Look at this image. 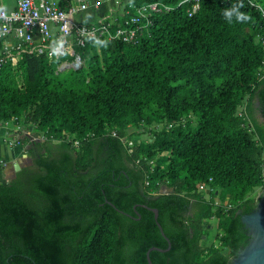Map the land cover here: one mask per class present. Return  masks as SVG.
Masks as SVG:
<instances>
[{"label":"trees","instance_id":"1","mask_svg":"<svg viewBox=\"0 0 264 264\" xmlns=\"http://www.w3.org/2000/svg\"><path fill=\"white\" fill-rule=\"evenodd\" d=\"M132 1L172 9L135 42L90 39L80 68L28 53L1 68L0 121L44 138L28 137L31 163L0 180V264H148L147 250L168 242L152 210L136 219L139 201L159 209L172 245L151 252L154 264H230L249 243L242 216L264 190V122L254 116L257 100L264 117V0H202L192 16L183 0ZM234 5L247 19L225 18ZM161 122L129 145L141 125ZM128 165L146 195L107 188L116 207L95 201L111 173L76 176ZM213 217L221 244L207 246Z\"/></svg>","mask_w":264,"mask_h":264},{"label":"built area","instance_id":"2","mask_svg":"<svg viewBox=\"0 0 264 264\" xmlns=\"http://www.w3.org/2000/svg\"><path fill=\"white\" fill-rule=\"evenodd\" d=\"M201 1L183 0L189 16L198 12ZM91 2L92 0H16L15 6L11 7L0 0V40H3L0 47V70L8 60L20 58L25 53L45 55L51 59L60 58L59 69L80 68L85 63L83 48L90 39L135 42L140 33L152 24L154 16L172 9L160 1L140 5L132 0H105L109 8L103 12L101 1L94 0V10L98 16L79 21L77 16L86 12L91 7ZM11 38L15 42L12 45L5 44ZM259 39L264 45V34ZM13 125L17 131L28 134L31 142L44 138L43 135L35 136L24 125H17L13 120L0 121V128ZM19 140L17 138L15 141ZM75 143L79 144V141L76 140ZM129 145L132 146L133 142L129 141ZM9 166L10 162L0 157V171ZM205 189L206 185L200 186L201 191Z\"/></svg>","mask_w":264,"mask_h":264},{"label":"water","instance_id":"3","mask_svg":"<svg viewBox=\"0 0 264 264\" xmlns=\"http://www.w3.org/2000/svg\"><path fill=\"white\" fill-rule=\"evenodd\" d=\"M21 169V165L19 163L15 164V171H19ZM261 200L259 202L258 207L253 210L251 213L244 214L242 216V221L245 226L249 230L250 241L243 248V250L231 261L230 264H264V190L259 193ZM112 204L111 202H109ZM114 207L115 205L112 204ZM154 214L156 219V224L160 230L161 235L167 240L168 247L161 248L158 246H151L147 250V260L148 264H154L151 259V252L161 251L166 252L171 249V241L169 237L166 235L165 230L162 224L159 221V209L158 208H150Z\"/></svg>","mask_w":264,"mask_h":264},{"label":"flooded vegetation","instance_id":"4","mask_svg":"<svg viewBox=\"0 0 264 264\" xmlns=\"http://www.w3.org/2000/svg\"><path fill=\"white\" fill-rule=\"evenodd\" d=\"M127 163V160H124ZM91 173H89L88 170H84L83 172H79L78 175L76 176H85V177H91L94 180L97 179L101 180L103 178V176L111 173V176L113 177V182H102V194H103V198L102 199H96L95 201L101 203L102 205L105 204V202L109 203L111 202L108 198L106 189H111L114 190L115 192H124V193H129L133 190V189H137V195L144 198V196L146 195L145 189L142 186L141 182L139 181V179H137L132 171V167L130 165H128V171L124 168V167H120L119 169H114L112 172L109 169H106L105 167H101V166H96L93 167L92 170H90ZM89 181L87 183H85V185H82L84 190H89L90 188H92L93 183L95 181ZM134 182H136L134 184ZM153 196H157V194H154ZM149 196H147V198H149ZM112 203V202H111ZM110 204V203H109ZM113 204V203H112ZM111 204V205H112ZM116 207V206H115ZM147 208L149 210H151L150 208H152L151 205H149V203L146 202H135L133 204V210L134 212H136L137 214H139L138 216L134 215L131 211H129L128 209L126 211H123V213L126 214L127 218L129 217H135L136 219H141V214L138 211L139 208ZM187 214H192L190 211ZM156 220V219H155ZM70 258L73 259V256L70 255ZM82 259V258H81ZM83 262H81L80 264H82Z\"/></svg>","mask_w":264,"mask_h":264},{"label":"rangeland","instance_id":"5","mask_svg":"<svg viewBox=\"0 0 264 264\" xmlns=\"http://www.w3.org/2000/svg\"><path fill=\"white\" fill-rule=\"evenodd\" d=\"M100 1H101V3H103V2L105 3V0H100ZM102 7H103V9H105L104 10V12H105L106 10H108L109 4H106V3L102 4ZM100 14H103V13L100 12ZM94 16H95L94 0H92L91 7L86 12L79 14L77 17H78L79 21H86L89 18L94 17ZM12 39L13 40L10 39L9 43L12 42V44H13L15 42V39L14 38H12ZM254 116L260 123L264 122V117L262 115L261 108H260L259 103H258L257 100H255ZM191 118L194 119V117H191ZM164 126H166L165 122L153 123L151 125H144L143 124V125H141L138 128V132H139L138 136H133L132 138L129 139V141H131V142H133V144H135V140L137 138H141L143 140H146L152 135L153 130H158L159 131ZM23 127H25V126H23ZM131 130H133V128H131ZM29 131L32 132V134H34L37 137L40 136L39 134H36V130L34 131L33 128L29 129ZM158 158H160V154L155 155V157H153L150 160V163L155 165V162H156V160ZM30 163H31V157L29 156L28 158H23L21 164L22 165H26V164H30ZM1 181H5V179L4 180L2 179ZM172 191H173V189L168 187L166 184H163L161 186L160 190H159V192H161V193H170ZM261 191H262V189H258L257 192H256L257 195ZM205 223L206 224H212V227L209 228V230L207 231V233L205 235V239L203 241V244H206L207 246L221 244L220 237H219L220 235H218L220 233H218L219 230L217 228L218 218L217 217H213L210 220H207Z\"/></svg>","mask_w":264,"mask_h":264},{"label":"crops","instance_id":"6","mask_svg":"<svg viewBox=\"0 0 264 264\" xmlns=\"http://www.w3.org/2000/svg\"><path fill=\"white\" fill-rule=\"evenodd\" d=\"M2 1L7 2V4H9L11 7H14L16 3V0H2ZM105 3L104 2L100 3L101 11L103 12L105 9H103L102 4ZM97 16L98 13L95 11L94 17ZM94 17H91L88 20H91ZM11 40L13 39L11 38ZM9 41L10 40L5 42V44L12 45V42L9 43ZM28 137H29L28 134L25 133L23 134L21 131H17L14 125L10 127L8 126V127L0 128V157H4L10 162V166L6 170L0 171V180L2 179L4 180L6 178L8 179L9 176L10 177L13 176L15 172V164L19 163L21 166H23L21 164L22 159L29 157L27 153V149L29 148L31 142L29 141V139H27ZM17 138H20V140L15 141Z\"/></svg>","mask_w":264,"mask_h":264},{"label":"clouds","instance_id":"7","mask_svg":"<svg viewBox=\"0 0 264 264\" xmlns=\"http://www.w3.org/2000/svg\"><path fill=\"white\" fill-rule=\"evenodd\" d=\"M224 16L229 22L233 20V17H235L237 21L247 19V16L243 12L239 11L238 5H234L230 9H226L224 12Z\"/></svg>","mask_w":264,"mask_h":264}]
</instances>
